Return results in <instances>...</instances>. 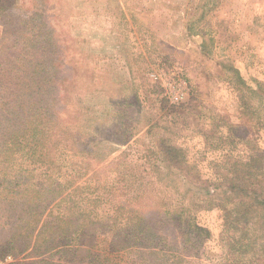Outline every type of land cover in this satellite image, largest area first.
<instances>
[{
  "label": "rangeland",
  "instance_id": "374dc122",
  "mask_svg": "<svg viewBox=\"0 0 264 264\" xmlns=\"http://www.w3.org/2000/svg\"><path fill=\"white\" fill-rule=\"evenodd\" d=\"M6 3L17 5L19 13L0 14V61L8 56L2 51L11 44L19 53L33 43L29 45L33 53L41 54L47 48L45 42H36L49 36L47 57L50 59L51 51L54 53L52 64L57 71L52 96L55 105L59 103L60 121L78 139L85 131L84 135L92 138L83 140L85 144L90 142L87 146L100 144L96 156L64 157L68 168L73 162L78 167L90 163L83 168L91 172L82 180L88 185L82 206H91V196L100 201L93 202L91 208L102 214L113 212L117 203L135 193V188L145 191L141 205L151 211H160L170 203H159L161 196L180 199V189L168 186L170 177L145 172L142 175V166L148 169L161 160L152 148L163 136L191 149L190 161L198 165L205 179H215L214 163L223 152L205 151L203 138L194 130L196 120L187 123L184 114L176 117L171 111L173 105L193 99L190 103L198 109L206 112L210 107L223 108L233 121L242 123L234 77L224 67L233 64L245 77L264 81V0H0V4ZM35 3L45 5L42 21L26 17L35 11ZM29 20L38 26L32 27ZM176 92L185 93L179 103L171 99L170 93ZM5 95L3 91L1 97ZM261 109L264 111V106ZM258 116L264 117L261 113ZM256 127L252 130L264 148V125ZM189 128L193 134L186 131ZM81 146L78 142L77 147ZM239 147L235 155L247 156ZM120 157L124 167L119 170L121 161L116 162ZM42 169H36L37 179L45 185V178L39 175ZM121 177L125 179L119 181ZM12 178L18 180L16 174ZM65 179L62 176L57 182L65 183ZM12 193L16 190L9 192V197ZM5 204L7 201L0 198V207ZM196 210L198 223L212 236L203 241L199 250H190L194 260L203 264L233 262L234 253L221 237L223 211L204 206ZM2 214L0 211V217ZM7 233L0 229V264L67 262L59 254H36L32 245L10 246L5 240ZM92 239L96 248L114 254L107 249L111 238L104 230ZM114 255L123 259L121 254Z\"/></svg>",
  "mask_w": 264,
  "mask_h": 264
},
{
  "label": "trees",
  "instance_id": "16d2710c",
  "mask_svg": "<svg viewBox=\"0 0 264 264\" xmlns=\"http://www.w3.org/2000/svg\"><path fill=\"white\" fill-rule=\"evenodd\" d=\"M15 6L0 4V14L19 13ZM33 7L35 11L26 17L44 20L46 15L41 10H45V5L35 3ZM32 20L28 21L31 26H38ZM43 38L36 42L35 36L33 40L45 42L47 48L41 54L33 53L34 48L29 47L33 43L19 53L11 44L2 51L8 56L0 61L1 65L11 66L0 67V100H4L0 101L3 105L0 111V198L7 201L0 207L3 212L0 229L8 231L6 243L27 248L32 245V252L49 254V257L59 254L67 259L64 264H203L194 260L190 250H199L203 241L212 236L209 229L198 223L196 216L197 206H204L223 211L221 237L234 253L230 264H264V148L260 147L252 130L264 125V117L258 116L260 113L264 116L261 109L264 81L245 77L233 64L225 65L234 77L242 123L233 121L223 108L210 107L206 112L198 109L199 106L190 103L193 99L180 105L172 104L173 115L184 114L187 123L190 119L196 120L194 130L203 138L205 151L223 152L221 159L214 163L215 179H205L198 165L190 161L191 149L178 145L172 137L163 136L156 141V148H152L161 160L154 164L149 160L148 169L141 165L142 175L145 172L170 177L172 182L168 186L180 189L181 198L161 196L159 203H170L160 211H151L141 205L145 191L135 188V193L117 203L113 212L102 214L91 208L93 202H100L91 196L88 197L91 206H82L83 198H87L82 195L88 187L82 180L91 172L83 168L90 163L78 167L79 164L73 162L68 168L64 158L96 156L100 144L87 146L90 142L85 144L83 140L92 138L84 135L85 131L82 139H78L76 133L60 121L59 103L55 105L53 99H56L52 96L57 74L52 62L56 56L51 51V58L47 57L51 38ZM201 46L205 49L206 43L203 41ZM3 91L7 93L4 98L1 97ZM178 109L181 110L176 111ZM190 132L193 134V130ZM78 142L81 147H77ZM238 146L248 155L242 158L238 153L235 155ZM118 161H121L120 170L124 161L121 157L116 163ZM39 167L44 168L39 175L45 178V185L37 179ZM13 174L18 180L12 178ZM62 176H66L65 183L57 182ZM123 179L125 177L119 181ZM14 189L16 195L12 193L9 197ZM135 198L137 204L132 201ZM125 201L127 203H123ZM158 215L166 222L162 223ZM103 230L111 238L107 249L121 254L123 259L94 246L92 237Z\"/></svg>",
  "mask_w": 264,
  "mask_h": 264
},
{
  "label": "built area",
  "instance_id": "2783aa9c",
  "mask_svg": "<svg viewBox=\"0 0 264 264\" xmlns=\"http://www.w3.org/2000/svg\"><path fill=\"white\" fill-rule=\"evenodd\" d=\"M171 94V99L172 101H175L177 103L181 102L184 97H185V93L184 92H176L175 94L170 93Z\"/></svg>",
  "mask_w": 264,
  "mask_h": 264
}]
</instances>
